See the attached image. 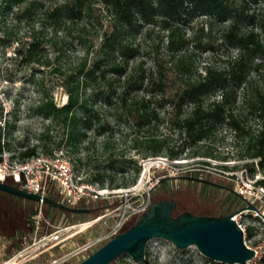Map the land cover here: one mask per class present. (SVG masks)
Listing matches in <instances>:
<instances>
[{
	"label": "trees",
	"instance_id": "trees-1",
	"mask_svg": "<svg viewBox=\"0 0 264 264\" xmlns=\"http://www.w3.org/2000/svg\"><path fill=\"white\" fill-rule=\"evenodd\" d=\"M251 4L261 6L263 13L250 12ZM10 14L17 23L28 26L26 41L13 38L11 28H2V17ZM59 32L73 35L82 47L83 54L73 67L61 63L64 50L57 40ZM0 33L1 47L16 44L15 59L26 67L37 65L36 71L42 74L38 78L34 72L28 81L40 96L30 109L50 120L39 135L46 153L52 154L49 143L57 125L64 129L67 144L77 151L89 130L95 137L108 133L109 138L114 134L113 122L123 121L138 132H147L166 121L177 130L181 145L172 146L169 137H158L151 131L148 137L137 136L134 147L145 145L155 157L165 151L175 160L186 149L203 143L204 154L209 156L213 155L216 133L227 126L234 131L236 142H244L241 158L260 157L258 166L264 173V0H0ZM214 34L219 38H213ZM47 49L54 56L47 54ZM197 51L213 56L222 51V58L200 67ZM44 69L58 77L54 87L66 92L65 105L55 102ZM253 115L261 120L260 130L248 127V118ZM15 127L12 124L9 129ZM110 144L104 140L102 149L109 151ZM37 147L21 152L20 158L37 155ZM94 148V142L85 146L86 150ZM114 157L110 154L107 158L111 167L118 162ZM122 162L135 164L132 159ZM248 166L256 172L254 165ZM105 176L98 174L96 179L103 181ZM184 177L202 185L203 191L226 192L217 202L220 210L201 215L232 213L234 203L227 196L232 192L227 188L201 183L196 180L201 179L197 173ZM174 180L162 178L158 186L171 190ZM0 196L31 205L21 210L22 219L16 221L12 215L17 208L0 202V236L13 238L17 250L23 236L32 233L29 218L38 214L40 206L3 192ZM49 197L62 202L53 192ZM95 201L79 206L90 208V214L69 213L46 204L42 212L46 218L61 213L66 218L62 224L70 225L118 205L106 199L104 205L94 206Z\"/></svg>",
	"mask_w": 264,
	"mask_h": 264
},
{
	"label": "rangeland",
	"instance_id": "rangeland-1",
	"mask_svg": "<svg viewBox=\"0 0 264 264\" xmlns=\"http://www.w3.org/2000/svg\"><path fill=\"white\" fill-rule=\"evenodd\" d=\"M63 0H51V3L62 2ZM250 12H255L256 14H262L263 10L261 6L251 4L249 6ZM2 28L12 29L13 38L16 40L26 41L29 37L28 26L24 23H17L13 16L6 15L2 17ZM257 31L259 29L257 28ZM187 32H190L187 31ZM0 33V37H1ZM49 37L51 35L49 34ZM215 39L219 36L214 34ZM57 40L62 42V48L64 50L63 59L61 63L65 67H73L74 64L79 60L83 54L82 47L77 44L74 36L65 35L63 32H59L57 35ZM17 45L14 44L12 47L3 48L0 45V118L2 122V128L6 133V141L11 145L12 151L16 153V156L21 152L27 150L28 148L37 147V154L51 155L44 151L42 144L39 140V135L43 132L44 126L50 123L49 119H45L40 114L36 113L31 107H34L40 100L39 94L36 92L34 86L29 83L30 76L36 72L38 78L41 77V73L37 70V65H31L26 67L15 59V51ZM223 51V50H222ZM220 51L215 56L208 52L197 51L196 60L198 66H203L206 62H216L222 54ZM47 54L54 56L52 51L47 49ZM45 70V81L51 88L53 87V97L58 106H63L67 103L68 96L66 92L61 87H54L58 82V77L55 75H50ZM14 81H11L10 79ZM112 122L114 116L110 117ZM248 127L252 131H257L261 129V120L257 116H250L248 118ZM14 124L16 127L9 129V126ZM112 128L114 134L109 137L108 133L102 136L95 137L92 131L87 132L88 138L84 141L77 149L73 151L71 145L67 144L64 136V129L57 125L51 132L52 139L49 143V148L52 150V154L63 152L68 156L74 165L77 175L84 182H88L96 186V188H107L110 191L127 189L136 185L140 178L144 177V181L147 182V188H152L156 184L155 178H150V174H144L149 163L154 161H148L152 158L164 157L168 158L170 161H177L189 171L188 173H197L198 175L204 174L205 180L211 181L213 183L219 184L220 186L229 187L231 184L227 180L221 178L214 171V163L210 160H225V158H230L231 160H243L249 157L241 158L240 154L244 152V146L242 141L236 142L235 133L227 126L220 127L219 131L216 133L215 138L212 143L213 155H205L206 150L205 144H200L196 149H186L177 159L173 160L164 151L160 156H152L150 150L145 145H140L138 148L134 147V139L137 136L148 137L151 131L158 137H169L171 145H181L183 140L179 138L177 130L171 126L168 122H160L155 125V129H147L146 131L138 132L136 129L130 127L125 122L121 121L113 122ZM153 128V127H152ZM64 139L62 144L59 143ZM108 139L110 144V150L105 152L102 149V142ZM88 142H94L95 148L86 150L85 146ZM200 153L195 155V151ZM110 154H114V158L118 160L113 167L109 165L108 157ZM90 157V163L87 162V158ZM132 159L135 164L129 165L124 164L122 160ZM81 160V162H80ZM147 160L146 162H144ZM208 165H207V164ZM140 167V172L137 173V168ZM145 169V170H144ZM261 175L264 176L263 170L259 169ZM106 175L103 181L97 180V175ZM173 186V187H172ZM170 186L171 190H164L162 187L155 185L150 192L151 203L158 202L164 199H174L176 200L178 207L176 213H182L185 211L201 215L203 213L212 212L214 210H220L221 206L218 205V200L222 199L225 195V191H220L218 193H213L208 190L202 189V185L199 183L192 182L186 179L174 180L173 185ZM146 196V195H145ZM227 196L234 203L231 210L236 211L244 207L242 199H240L234 193H227ZM118 195L116 193L105 195L103 198L98 199V202L92 203L94 206L104 205V201L109 200V204H115L117 202ZM8 202L12 204L13 208L17 210L13 213L12 217L16 221L22 219L21 210H27L31 207L27 203L12 202L3 196H0V202ZM110 210V209H109ZM44 215V214H43ZM32 218V217H31ZM29 218L31 226L33 223ZM66 222V218L61 213H54L51 218H44L42 220V231L50 232L55 229L56 226L61 225L62 221ZM135 221L125 228L128 229L132 226ZM31 229V228H30ZM99 225L97 230H99ZM25 234L26 238H29L28 234ZM24 237V236H23ZM82 238L76 239L74 245H81L83 243ZM72 242V243H73ZM158 247H155L148 253V264H191V262H184L187 256L191 255L193 248L186 251L178 250L171 242L164 239H158ZM58 252V251H57ZM203 260H207L201 255ZM83 256H77L72 258L66 264H79L85 260ZM181 261V262H180ZM180 262V263H178ZM116 264H132L128 258H121Z\"/></svg>",
	"mask_w": 264,
	"mask_h": 264
},
{
	"label": "built area",
	"instance_id": "built-area-1",
	"mask_svg": "<svg viewBox=\"0 0 264 264\" xmlns=\"http://www.w3.org/2000/svg\"><path fill=\"white\" fill-rule=\"evenodd\" d=\"M5 136V130L2 128L0 182L40 195L42 198L49 197V193L53 192L60 196L62 204L71 208L90 204L112 193L118 195V205L93 219L70 225L61 224L50 232H43L44 203L41 201L38 203L40 206L38 214L31 218L33 230L30 238L24 236L19 249H14L13 238L0 236V264H66L77 256L87 258L149 209L152 204L150 192L162 178L179 179L189 172L177 161H170L164 157L152 158L148 161L154 162L149 163L146 170L144 169V174L147 172L150 178L156 180L151 189L147 188V182L142 177L131 188L110 191L82 181L72 160L63 152L51 155L37 154L31 158L21 159L20 155L16 156L12 148H9ZM260 161V157L210 160L214 163L213 169L217 175L230 182L234 194L244 203V207L232 212L234 214L232 220L242 230L245 245L254 251V257L247 264H264V176L259 172ZM248 165H254L256 172H252ZM199 176L201 179L205 178L204 174L200 173ZM78 238H82L83 243L73 246V241ZM155 247H158L157 240L148 244L147 254ZM191 248L194 250L184 262L212 264V261L203 260L195 247ZM147 260L148 255L142 264H147Z\"/></svg>",
	"mask_w": 264,
	"mask_h": 264
},
{
	"label": "water",
	"instance_id": "water-1",
	"mask_svg": "<svg viewBox=\"0 0 264 264\" xmlns=\"http://www.w3.org/2000/svg\"><path fill=\"white\" fill-rule=\"evenodd\" d=\"M196 180L222 187L208 180ZM227 189L235 193L232 188ZM0 192L35 203L43 201L50 207L69 213H91L90 209L71 208L50 197L42 198L2 182ZM177 207L174 199L152 203L131 227L117 234L79 264H112L121 258H130L135 264H142L148 244L158 239L171 242L180 251L195 247L204 258L219 264H247L254 257V251L245 245L242 230L232 220L233 213L227 216H203L188 211L177 214Z\"/></svg>",
	"mask_w": 264,
	"mask_h": 264
},
{
	"label": "flooded vegetation",
	"instance_id": "flooded-vegetation-1",
	"mask_svg": "<svg viewBox=\"0 0 264 264\" xmlns=\"http://www.w3.org/2000/svg\"><path fill=\"white\" fill-rule=\"evenodd\" d=\"M223 188H231V187H226V186H222ZM82 208V207H80ZM90 209V208H89ZM149 263V261L147 260V264ZM118 264V263H117Z\"/></svg>",
	"mask_w": 264,
	"mask_h": 264
}]
</instances>
